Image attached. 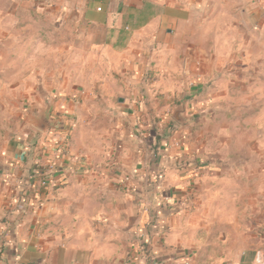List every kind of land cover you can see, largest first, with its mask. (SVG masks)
Returning <instances> with one entry per match:
<instances>
[{"label": "crops", "instance_id": "obj_1", "mask_svg": "<svg viewBox=\"0 0 264 264\" xmlns=\"http://www.w3.org/2000/svg\"><path fill=\"white\" fill-rule=\"evenodd\" d=\"M37 1L77 21L89 39L87 67L99 60L103 75L87 82L110 89L98 98L118 114L119 168L90 174L85 163H72L80 156L95 163L90 149L78 146V132L69 151L66 144V114L79 112L86 100L77 87L48 105L53 128L15 141L2 137L9 129L0 126V264H264L263 244L243 237L224 238V247L200 253L191 216L181 208L193 179L177 168L191 157L185 143L179 148L176 108L169 116L176 99L221 81V53L252 47L258 35L264 51V0ZM8 74L0 84L13 83ZM5 94L1 111L8 115L12 96ZM42 171L50 174L46 188ZM127 174L132 183L123 190ZM229 208L230 218L211 224L237 228L234 213L246 206Z\"/></svg>", "mask_w": 264, "mask_h": 264}, {"label": "rangeland", "instance_id": "obj_2", "mask_svg": "<svg viewBox=\"0 0 264 264\" xmlns=\"http://www.w3.org/2000/svg\"><path fill=\"white\" fill-rule=\"evenodd\" d=\"M260 38L253 37L252 47L240 44L221 53V81L207 85L206 93L191 99L181 96L169 112L170 116L185 104L187 121L182 124L179 148L185 143L184 151L191 159L179 160L177 168L188 173L193 184L181 208L190 214L200 253L206 255L224 247L222 240L230 236L264 246V51ZM90 49L78 22L57 16L52 6L38 5L37 0H0V75L12 72L13 79L0 84V126L9 129L2 131V137L8 133L17 141L23 135H37L33 115L38 106L54 105L60 94L77 87L86 100L81 101L79 112L66 114L70 126L66 144L69 151L78 132V146L88 147L95 163L83 156L72 163H85L90 174L117 173L118 114L98 98L104 91L101 85L87 82L90 75H103L99 60H90L95 67H87ZM9 92L11 113L5 115L1 109ZM126 177L131 178L124 175L119 183L123 190H127ZM233 203L247 209L234 213L239 226L212 225L211 220L230 218Z\"/></svg>", "mask_w": 264, "mask_h": 264}, {"label": "water", "instance_id": "obj_3", "mask_svg": "<svg viewBox=\"0 0 264 264\" xmlns=\"http://www.w3.org/2000/svg\"><path fill=\"white\" fill-rule=\"evenodd\" d=\"M51 113H52V106H48L40 116L35 118L34 121L39 131L45 132L56 125L55 122L52 121L51 119ZM173 119L181 125L187 121V118L185 116L184 103H182V105L175 110Z\"/></svg>", "mask_w": 264, "mask_h": 264}, {"label": "built area", "instance_id": "obj_4", "mask_svg": "<svg viewBox=\"0 0 264 264\" xmlns=\"http://www.w3.org/2000/svg\"><path fill=\"white\" fill-rule=\"evenodd\" d=\"M157 151H158V153L160 152L159 149ZM49 175L50 174L47 171H42L41 173H39L40 185H41L42 188L48 187ZM125 183H126V187L128 188L131 185V183H132L131 178L130 177H126L125 178ZM167 201H170V202L173 203V199H167Z\"/></svg>", "mask_w": 264, "mask_h": 264}, {"label": "trees", "instance_id": "obj_5", "mask_svg": "<svg viewBox=\"0 0 264 264\" xmlns=\"http://www.w3.org/2000/svg\"><path fill=\"white\" fill-rule=\"evenodd\" d=\"M157 150V149H156ZM157 153H158V151H156V156H157Z\"/></svg>", "mask_w": 264, "mask_h": 264}]
</instances>
